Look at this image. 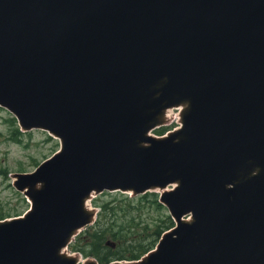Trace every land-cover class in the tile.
I'll return each mask as SVG.
<instances>
[{
  "label": "water",
  "instance_id": "95a60500",
  "mask_svg": "<svg viewBox=\"0 0 264 264\" xmlns=\"http://www.w3.org/2000/svg\"><path fill=\"white\" fill-rule=\"evenodd\" d=\"M0 107L60 145L0 264H78L90 198L153 189L175 228L129 264H264V0H0Z\"/></svg>",
  "mask_w": 264,
  "mask_h": 264
},
{
  "label": "rangeland",
  "instance_id": "374dc122",
  "mask_svg": "<svg viewBox=\"0 0 264 264\" xmlns=\"http://www.w3.org/2000/svg\"><path fill=\"white\" fill-rule=\"evenodd\" d=\"M168 114V124L172 123V126H165V131L179 127V111L170 109ZM151 134L157 136L155 132ZM59 147L58 139L43 130L20 131L11 113L0 107V221L20 217L29 208L26 198L13 186L14 175L32 172ZM148 193H151L148 194L150 196L135 200H128L129 196L121 192L93 195L87 202V208L93 212L92 222L73 237L70 246L77 252L73 253L69 249L67 252L75 254L73 256L77 257L80 264L86 260H97L89 253L88 246L95 241L96 233L100 231L105 234V243H115L113 251L117 253L126 252L125 247L129 244L134 245L131 240L139 241L142 247L150 243L155 245L158 237L154 233L157 227L166 225L164 222L168 213L155 202L160 190L153 189ZM118 232L121 241H126L125 245L112 238L111 235ZM122 261L134 260L126 258Z\"/></svg>",
  "mask_w": 264,
  "mask_h": 264
},
{
  "label": "trees",
  "instance_id": "16d2710c",
  "mask_svg": "<svg viewBox=\"0 0 264 264\" xmlns=\"http://www.w3.org/2000/svg\"><path fill=\"white\" fill-rule=\"evenodd\" d=\"M156 133L157 135H162L164 133V129H159L156 131ZM147 196H150V195H146L144 197H147ZM128 200H132V199H128ZM155 202H157V199ZM158 206L162 208V206L159 203H158ZM164 223L166 225H164L163 227H157L154 233V235L158 238L161 236V234L164 231L168 230L169 228L173 226V222L169 216H166V221ZM100 232L96 233L97 237H95V241L88 246L89 253L95 258H97L100 264H108L109 262L113 260H123L126 258L128 260H138L141 256H143L145 253H147L154 247V245L151 243L148 244V246L142 247L140 246L139 241L131 240L130 242L134 243L135 246L129 244L127 245V247H125L126 252L117 253L116 251L114 252L113 249L111 250V248H108L105 246V242H104L105 234L103 232L102 233ZM119 235H120V232H118L117 234L113 233L111 236L112 238L117 239L118 241H121V238ZM121 243L125 245L126 241H121ZM72 249H75V248L72 247Z\"/></svg>",
  "mask_w": 264,
  "mask_h": 264
},
{
  "label": "bare ground",
  "instance_id": "6f19581e",
  "mask_svg": "<svg viewBox=\"0 0 264 264\" xmlns=\"http://www.w3.org/2000/svg\"><path fill=\"white\" fill-rule=\"evenodd\" d=\"M168 114V112H166V115ZM89 209V208H88ZM92 210V209H91Z\"/></svg>",
  "mask_w": 264,
  "mask_h": 264
}]
</instances>
